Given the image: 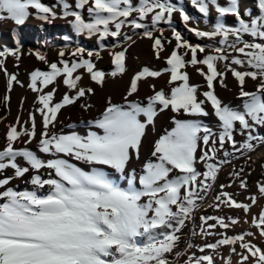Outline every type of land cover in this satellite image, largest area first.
<instances>
[{
    "label": "snow or ice",
    "instance_id": "snow-or-ice-1",
    "mask_svg": "<svg viewBox=\"0 0 264 264\" xmlns=\"http://www.w3.org/2000/svg\"><path fill=\"white\" fill-rule=\"evenodd\" d=\"M241 3L242 0H190L202 18H210L212 11L217 14L212 30L207 31L192 26L191 15L167 0H55L52 6L42 0H0V21L10 20L16 26L24 25L32 15L49 24L64 19L78 35L95 37L98 42L108 38L118 41L122 36L132 41L122 29L142 30V38L152 41L156 59L166 51L165 44L175 41L165 58L166 67L151 70L145 66L135 73L122 103H113L108 97L97 119L80 122L95 129L84 134L75 130L76 123L66 125L69 132L63 128L57 131L58 114L94 95L93 88L79 86L84 72L100 87L106 75L115 78L124 74L127 48L117 43L114 48L122 50L109 51L114 70L107 74L96 67V61L102 58L100 51L76 47L67 53L62 49L58 62H49L39 50L30 53L47 70L37 68L29 74L27 87L37 94L39 107L29 113L26 121L21 122L17 116L16 123L8 126L5 146L0 149V264H177L193 247L188 244L184 251L178 250L183 229L194 222L199 202L213 191L222 164L230 163L221 160L219 154L230 155L226 145L233 154L251 152L264 145V136L256 135L264 128V0H254L255 11L242 10ZM57 7L59 15L54 10ZM84 12L90 19L86 20ZM176 13L188 32L214 42V46L193 44L174 27L171 39L164 37L163 30L155 35L153 29L160 23L172 25ZM148 19L151 27L145 23ZM226 19H231L234 26H226ZM21 48L17 38L14 48L0 50V71L7 77L9 93L14 83L24 86L5 67L9 56L20 60ZM221 62L225 66L223 72L217 67ZM189 66L204 79L207 90L201 92L200 85L189 83V73L182 71ZM245 67L248 70H238ZM165 73L169 74L168 84L174 85L169 93L150 85L153 94L146 97V103L132 98L138 94L140 82ZM228 73L239 89L242 106L238 109L225 104L216 94L217 85L227 88ZM58 78H62L67 90L56 101ZM248 79L256 82L255 90H246ZM49 86L51 90L45 91ZM9 99V95L3 97L4 102ZM79 106L85 111L93 107L91 103ZM209 106L218 122L217 131L199 119L210 115ZM165 111L176 114L171 118L174 127L154 142V162L144 165L137 187L134 170L127 173L129 162L139 159L146 130ZM37 113L41 118L39 131ZM237 135L245 137L244 141L238 142ZM17 142L24 146L15 147ZM33 142L36 150L27 146ZM74 161L87 165L88 170ZM197 165H202L203 170ZM106 169L128 175L127 187L115 183ZM243 172L240 168L230 173L232 183L219 186L211 207L242 210L247 216L258 197L248 196L249 202L245 203L225 191L236 180L239 188L247 191ZM16 180H22L26 187L21 190L13 185ZM256 187L259 197H264V181H258ZM199 219L202 236L220 237L199 247L200 253H218L228 247L231 255L221 257L223 264H232V255L239 258L237 264H264V250L246 239L258 233L264 240V209L250 222L244 220L257 229L256 233L228 235V230L240 223L238 217ZM217 228L223 231L217 233ZM184 264L216 261L212 254L193 253Z\"/></svg>",
    "mask_w": 264,
    "mask_h": 264
},
{
    "label": "rangeland",
    "instance_id": "rangeland-1",
    "mask_svg": "<svg viewBox=\"0 0 264 264\" xmlns=\"http://www.w3.org/2000/svg\"><path fill=\"white\" fill-rule=\"evenodd\" d=\"M48 6H52L55 3V0H42ZM71 3L72 0H69ZM167 2L175 3L177 6H182L192 17L190 22L192 26H199L201 30H212L216 13L211 12V16L208 19L202 18V14L198 13L194 7L190 4V0H167ZM223 2V0H222ZM248 8L252 11H255L254 0H242L241 9ZM57 11L58 15L60 13V8L57 7L54 9ZM30 12L34 13V10L30 9ZM86 20L90 19L87 17V13H83ZM149 27H151L150 19L145 21ZM226 26H234L231 19L225 20ZM180 31L182 35L189 40L191 43L196 44L200 43L211 48L214 46V42L207 39H198L192 33L188 32L184 27L183 23L180 20L179 14H174L172 25L165 23L158 24L155 29H153L154 34L159 36L160 30H163V35L167 39L172 38V28ZM122 33L127 36L132 37V41H127L123 36L117 41L113 38H108L105 41L98 42L95 37L89 39L86 35H78L70 26V24L64 19H56L51 24L40 21L36 19L34 15L30 16L29 19L25 22L24 25L16 26L14 22L10 20L0 21V50L5 48L12 49L15 47V41L17 38L20 39L22 48H21V58L19 61L13 56H9L5 59V67L7 72L10 74H16L18 80L24 85L21 87L19 84H15L11 92H7L6 82L7 77L2 71H0V129H2L1 136L6 137V132L8 131V126L16 123L17 116L20 117L21 122L28 120L29 113L33 112L36 107H39L36 104L37 94L32 92L27 85L30 82L29 74L31 71L39 68L41 70H47V66L36 59L35 55L30 54L36 50H39L46 55L49 62H58L60 57L58 53L63 49L67 53H70L76 47H83L87 50L100 51L101 59L96 61V67L99 70L104 71L106 74L114 70V65L111 63V57L109 56V51L122 50L121 47H115L117 43L122 45L123 48H127L126 52V72L122 75H118L113 78L110 75H106L103 87L98 86L92 82L84 70H78L79 72H84L82 80L79 82L81 87H91L94 89V95H90L86 99H82L76 105L68 106L61 110L58 114V122L56 125V130L63 128L65 132L71 131L66 127L69 123H76L77 128L75 129L80 134H84L87 130L90 129L86 123L82 124L81 121L87 122L90 120H95L99 117L100 113L103 111L106 106V100L108 97H111L113 103H122L123 97L126 93V90L129 86L132 76L142 70L143 67L147 66L151 70H161L166 67L165 58L171 53L172 48L175 45L173 40L172 44H165L166 51L161 54L160 59L154 57L152 50V41L147 38H142V30H132L131 28L125 27L122 29ZM30 36V41H25V37ZM65 37L67 39H65ZM245 39H250L245 37ZM103 44V47H101ZM200 58H202V54ZM72 59L71 57H66ZM189 57H185L188 59ZM95 59V58H94ZM19 65L18 67L16 65ZM218 70L223 72L225 71L224 64L218 63ZM235 67V66H234ZM187 71L189 73V83L193 85H200L199 91H205L206 82L204 79L197 73L196 69L189 66L182 71ZM206 70V68H205ZM238 70L244 71L248 70L245 68H238ZM169 74L165 73L158 78H148L146 81L139 83V92L136 94L133 99H137L146 103V97L153 94L150 85H155L156 90L163 89L165 93L170 92V88L174 85L168 84ZM227 88L216 86V94L219 98L229 106L233 108H240L242 106V101L238 99L239 89L234 78L231 76V73H228L226 78ZM179 83V82H177ZM58 91L54 97L56 101L60 100L67 90L62 84V78L57 80ZM256 82L248 79L246 82V90L253 91L255 90ZM52 86H49L45 91L51 90ZM9 95L10 99L7 102L3 101V97ZM203 98V97H200ZM21 100H23V107L21 108ZM80 103H91L93 107L88 111L83 110L79 104ZM210 115L205 118H199L200 122L206 126H209L213 131L218 130V122L214 115H212V109L209 106L207 108ZM176 115L170 111H165L160 113L156 119L154 126H149L146 130V135L142 139V144L140 148V157L139 159L133 158L128 165L127 173L131 174L134 170L135 175L137 176V187L138 185V176L143 174V167L146 163L153 161L154 158L151 156L154 142L159 139L160 136L165 135L168 131H171L174 125L172 124V116ZM184 119H192V117H179ZM37 128L40 130V116L36 114ZM19 130V126H18ZM256 135L264 136V128H260ZM23 139V138H21ZM238 142H243L245 137L240 135L236 136ZM256 143V142H254ZM16 147H23L24 145L20 142H17ZM32 150H36V143L33 142L30 145H27ZM226 150L230 153L228 157H224L223 153L219 154L221 160L230 161V163L222 164L218 175V179L214 185L213 191L210 193L207 199L202 202H199V206L195 211V220L194 222H189L187 226L183 229L181 241L178 246V250L184 251L187 248L188 244H192L193 247L187 249L185 255L179 258L177 264H184V261L189 255L195 253L196 256L202 254H212L215 256L216 264H223L221 257L227 258L231 255L228 247H222L219 249L218 253H213L211 250H208L206 253H200L198 251L199 247L203 246L205 243L215 242L216 239L220 238L219 236H202L200 234V224L202 223L199 219L201 216H220V217H238L240 218V223L233 228H230L227 232L228 235H235L251 231L256 233L257 229L250 226V223H245L244 220L247 219L249 222L253 215H258L262 209H264V197H259L257 191V182L264 181V145H259L251 152L235 153L230 146L226 145ZM261 155L259 156V154ZM250 157V158H249ZM47 159V157H43ZM75 162V161H74ZM78 166L83 167L85 170H88V166L81 164L79 162ZM198 168L203 170L202 165H197ZM240 168L244 169L242 174L243 178L248 182L247 191L239 188V180H236L232 184V187L225 188V191H228L234 195V197L241 202H249L246 197L251 195H256L258 197L257 204L254 205L250 212L245 216L242 210L230 209L224 206H221L219 210L211 207L210 205L214 204L213 197L219 192V186L221 184L232 183L233 178L230 177V173L233 170H239ZM109 173L110 178L113 179L121 187H127L128 175H121L116 173L114 170L106 169ZM217 233L222 232V229L217 228L215 230ZM246 239L251 240V242L262 250H264V240L258 237H246ZM237 251L240 249L237 247ZM173 259H175L173 257ZM239 258L235 255H232V264H237Z\"/></svg>",
    "mask_w": 264,
    "mask_h": 264
},
{
    "label": "bare ground",
    "instance_id": "bare-ground-1",
    "mask_svg": "<svg viewBox=\"0 0 264 264\" xmlns=\"http://www.w3.org/2000/svg\"><path fill=\"white\" fill-rule=\"evenodd\" d=\"M25 41H30V36H27L25 37ZM2 129H0V149H2L4 146H5V138H3L1 136V131ZM15 146V145H14ZM16 147V146H15ZM261 155V153L259 154V156ZM21 163H23V161H20ZM7 174L8 175H11V170H8L7 171ZM13 185H18L19 188L22 190L26 187L25 183L22 181V180H16V181H13ZM27 187H30V186H27Z\"/></svg>",
    "mask_w": 264,
    "mask_h": 264
}]
</instances>
